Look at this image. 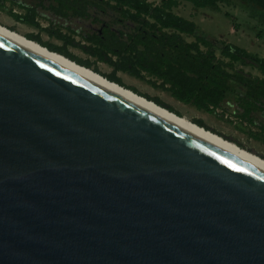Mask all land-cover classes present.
Returning a JSON list of instances; mask_svg holds the SVG:
<instances>
[{
	"label": "water",
	"instance_id": "95a60500",
	"mask_svg": "<svg viewBox=\"0 0 264 264\" xmlns=\"http://www.w3.org/2000/svg\"><path fill=\"white\" fill-rule=\"evenodd\" d=\"M0 264H264V175L0 39Z\"/></svg>",
	"mask_w": 264,
	"mask_h": 264
},
{
	"label": "rangeland",
	"instance_id": "374dc122",
	"mask_svg": "<svg viewBox=\"0 0 264 264\" xmlns=\"http://www.w3.org/2000/svg\"><path fill=\"white\" fill-rule=\"evenodd\" d=\"M146 1L161 6L165 0ZM169 10L192 21L200 35L236 45L252 57L264 59V13L260 9L237 0H218L215 7L205 8L177 0ZM146 20L152 22L125 17L119 7L106 0H0L1 25L59 49L104 77L115 76L123 87L264 159V88L259 82L264 74L252 62L223 65L228 60L216 47L214 63L234 76L228 82L224 100L212 112L180 102L160 79L144 71L133 75L121 69L155 58L153 51L138 44L139 37H162ZM194 41L186 34L177 38L180 44ZM159 50L172 53L167 37H163ZM200 50L205 51L203 47ZM190 53L196 55L194 46Z\"/></svg>",
	"mask_w": 264,
	"mask_h": 264
},
{
	"label": "trees",
	"instance_id": "16d2710c",
	"mask_svg": "<svg viewBox=\"0 0 264 264\" xmlns=\"http://www.w3.org/2000/svg\"><path fill=\"white\" fill-rule=\"evenodd\" d=\"M106 1L109 3L112 2L114 6L119 7V11L125 17H130L131 19L146 18L151 20L152 22L150 23L146 20V24L158 30L162 36L160 38H151L148 35L142 38L139 37L138 44L153 51L155 58L152 59L151 62L145 60L143 63H138L137 66L129 67L124 65L121 69L129 71L133 75H138L140 72L144 71L148 73V75L160 79L161 85H167V89L171 95L180 102L190 103L206 112H212L219 107L220 103L224 100L225 93L229 91L228 82L234 79V76L214 63V48L216 47L220 49L221 55L228 60L227 62H223V65L231 67L235 62H252L259 71L264 74V59L252 57L244 49L236 45L216 41L208 36H202L197 33L196 26L192 21L173 14L169 8L175 4L177 0H165L164 4L161 6H153L146 0ZM182 1L189 2L198 8L215 7L218 2V0ZM237 1L247 6L260 9L264 13V0ZM18 19L24 20L21 16H18ZM167 30H171V32L167 33ZM180 34L194 37V43H178L177 38L179 39ZM163 37L168 38L172 53L159 50ZM28 39L31 38L28 37ZM39 44L53 52L67 57L79 65L89 68L88 65L76 61L57 48H53L46 44ZM192 46L195 47L196 55L190 53ZM200 47H203L205 51L203 52L200 50ZM105 78L123 86L119 79L115 78L113 75L105 76ZM259 82L264 88V78ZM131 91L136 93L134 90ZM156 104L161 106L159 103ZM167 110L173 112L171 109ZM195 124L203 127V125L199 123Z\"/></svg>",
	"mask_w": 264,
	"mask_h": 264
},
{
	"label": "bare ground",
	"instance_id": "6f19581e",
	"mask_svg": "<svg viewBox=\"0 0 264 264\" xmlns=\"http://www.w3.org/2000/svg\"><path fill=\"white\" fill-rule=\"evenodd\" d=\"M0 39L264 175V159L0 24Z\"/></svg>",
	"mask_w": 264,
	"mask_h": 264
}]
</instances>
